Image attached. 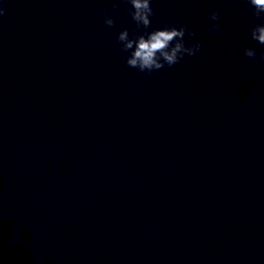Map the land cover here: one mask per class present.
<instances>
[{"label":"clouds","instance_id":"clouds-1","mask_svg":"<svg viewBox=\"0 0 264 264\" xmlns=\"http://www.w3.org/2000/svg\"><path fill=\"white\" fill-rule=\"evenodd\" d=\"M131 5L128 10L132 21L137 28L148 29L151 26L150 17L154 14L151 7V0H125ZM247 3L253 9V16L261 20V23L255 24L250 32L251 38L259 44L264 45V0H247ZM118 3L113 2V8H117ZM106 11V10H105ZM4 14V9L0 8V15ZM220 17L219 9L208 15L210 21H218ZM104 23L107 27L115 26L113 17L105 15ZM221 30L219 23L210 24L209 32H218ZM195 37L196 33L186 26L164 27L144 33L133 32L130 36L129 30L124 29L119 32L117 41L121 45L122 52H129L126 58V64L130 68L138 69L141 72L151 73L154 70H160L166 65L172 67L177 64L185 55L195 56L202 48V44L197 42L192 46H186L184 42L185 34ZM244 55L249 58L256 57L254 48H246ZM261 62H264V52L260 54Z\"/></svg>","mask_w":264,"mask_h":264}]
</instances>
